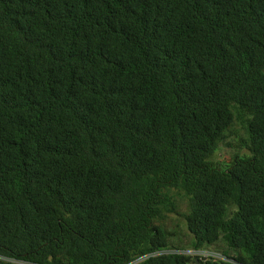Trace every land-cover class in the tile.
I'll use <instances>...</instances> for the list:
<instances>
[{
	"label": "trees",
	"instance_id": "1",
	"mask_svg": "<svg viewBox=\"0 0 264 264\" xmlns=\"http://www.w3.org/2000/svg\"><path fill=\"white\" fill-rule=\"evenodd\" d=\"M0 264H264V0H0Z\"/></svg>",
	"mask_w": 264,
	"mask_h": 264
},
{
	"label": "built area",
	"instance_id": "2",
	"mask_svg": "<svg viewBox=\"0 0 264 264\" xmlns=\"http://www.w3.org/2000/svg\"><path fill=\"white\" fill-rule=\"evenodd\" d=\"M185 251L186 250H182V251L174 250V252H182L186 254H191L193 256H198L199 259L204 260V261L209 260L211 257L218 258V259H225L222 253L214 249L213 247H208V248L199 249V250L191 249L188 252H185ZM168 252L170 251H164L162 253H168Z\"/></svg>",
	"mask_w": 264,
	"mask_h": 264
},
{
	"label": "rangeland",
	"instance_id": "3",
	"mask_svg": "<svg viewBox=\"0 0 264 264\" xmlns=\"http://www.w3.org/2000/svg\"><path fill=\"white\" fill-rule=\"evenodd\" d=\"M182 199L184 203L183 208H185L186 205L188 204V199L186 197L181 198V200ZM179 238L183 239V241H181ZM174 241L177 243H180L181 246H183V248L186 250L185 252H188L189 250H191L189 248L190 244H189L188 230L186 229L184 224H181V227H180V237H175Z\"/></svg>",
	"mask_w": 264,
	"mask_h": 264
}]
</instances>
